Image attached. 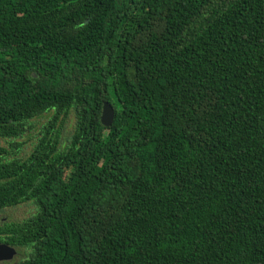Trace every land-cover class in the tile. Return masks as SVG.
I'll return each instance as SVG.
<instances>
[{
  "label": "trees",
  "instance_id": "1",
  "mask_svg": "<svg viewBox=\"0 0 264 264\" xmlns=\"http://www.w3.org/2000/svg\"><path fill=\"white\" fill-rule=\"evenodd\" d=\"M0 140L20 264H264V0H0Z\"/></svg>",
  "mask_w": 264,
  "mask_h": 264
},
{
  "label": "rangeland",
  "instance_id": "2",
  "mask_svg": "<svg viewBox=\"0 0 264 264\" xmlns=\"http://www.w3.org/2000/svg\"><path fill=\"white\" fill-rule=\"evenodd\" d=\"M48 120H49V115H45L44 117L39 119L38 122L34 124L35 130L30 129L23 139L17 140V142L24 143L23 144L24 146L20 151L16 150L15 154L18 157H26L31 153V151L33 150V147L35 146L39 138L38 129L43 124L48 122ZM73 128H74V118L71 116L65 122V125H64V132H65L66 138L71 135ZM66 138L64 140H66ZM0 144L3 146H7V144L3 140H0ZM35 211H36L35 205H33V203L31 202H28V203H25V204H22V205L13 207V208H7L4 210H0V223L1 222H21L23 220H26L32 217L35 214ZM17 252H18L17 256L12 261L7 262L5 264H20V262L23 260L24 255H25L24 250L17 249Z\"/></svg>",
  "mask_w": 264,
  "mask_h": 264
},
{
  "label": "water",
  "instance_id": "3",
  "mask_svg": "<svg viewBox=\"0 0 264 264\" xmlns=\"http://www.w3.org/2000/svg\"><path fill=\"white\" fill-rule=\"evenodd\" d=\"M115 121V110L108 102L104 103L101 122L105 127H111ZM18 252L7 244L0 243V264L12 261Z\"/></svg>",
  "mask_w": 264,
  "mask_h": 264
},
{
  "label": "flooded vegetation",
  "instance_id": "4",
  "mask_svg": "<svg viewBox=\"0 0 264 264\" xmlns=\"http://www.w3.org/2000/svg\"><path fill=\"white\" fill-rule=\"evenodd\" d=\"M5 263H7V262H4V263H2V264H5Z\"/></svg>",
  "mask_w": 264,
  "mask_h": 264
}]
</instances>
